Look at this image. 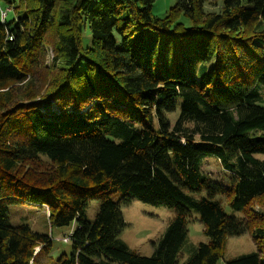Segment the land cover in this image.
I'll list each match as a JSON object with an SVG mask.
<instances>
[{"label":"trees","instance_id":"obj_1","mask_svg":"<svg viewBox=\"0 0 264 264\" xmlns=\"http://www.w3.org/2000/svg\"><path fill=\"white\" fill-rule=\"evenodd\" d=\"M154 2L0 0V264L52 248L11 204L76 224L54 264H216L244 233L255 249L225 264H264V0H176L163 17ZM133 199L173 211L148 256L119 237ZM192 211L208 240L179 262Z\"/></svg>","mask_w":264,"mask_h":264},{"label":"rangeland","instance_id":"obj_2","mask_svg":"<svg viewBox=\"0 0 264 264\" xmlns=\"http://www.w3.org/2000/svg\"><path fill=\"white\" fill-rule=\"evenodd\" d=\"M176 3V0H155L152 13L156 16L163 17L166 11ZM216 3L218 0H207L205 9L207 11H216ZM4 13V14H2ZM5 12H1L2 19ZM9 13V12H8ZM90 36L87 30L84 32L83 46L89 45ZM49 57L51 53L48 52ZM50 62L47 58L46 64ZM175 114L170 115V119L175 118ZM203 173L211 178L213 181L227 180L226 173L222 170L221 165L214 156H206L202 164ZM223 182V181H222ZM120 193L113 196L117 199ZM221 206L228 215H235L240 217L239 212L232 210L226 200L222 199ZM263 208L264 204H257L256 209ZM98 209V201L91 199L85 209V216L88 220H92ZM120 210L123 220L127 224L120 233V239L131 249L137 253L148 256L153 250V243L158 240L166 227V224L172 216L173 211L166 206H153L145 204L139 200H131L127 205H121ZM8 220L11 225L26 224L33 231L40 234L50 236L52 248L47 256L41 255L40 261L44 264H54L55 260L62 254L69 256L70 243L63 242L60 238L69 236L75 229L76 224L71 223L68 226L50 228L46 210L43 207H36L27 204H11L8 206ZM207 237L202 232V225L197 219L196 212L192 211V220L187 224V238L181 248V262L194 245L199 242H207ZM39 247L35 248V251ZM255 249V244L252 237L248 233L239 236L225 237L223 242V257L220 258L216 264H225L226 259L234 258L241 254L252 252Z\"/></svg>","mask_w":264,"mask_h":264},{"label":"built area","instance_id":"obj_3","mask_svg":"<svg viewBox=\"0 0 264 264\" xmlns=\"http://www.w3.org/2000/svg\"><path fill=\"white\" fill-rule=\"evenodd\" d=\"M60 240L63 241V242H68V236H65V237H63V238H60ZM37 250H38V249H37ZM37 250H36V251H37ZM36 251H35V252H36Z\"/></svg>","mask_w":264,"mask_h":264},{"label":"crops","instance_id":"obj_4","mask_svg":"<svg viewBox=\"0 0 264 264\" xmlns=\"http://www.w3.org/2000/svg\"><path fill=\"white\" fill-rule=\"evenodd\" d=\"M172 216H173V214H172ZM172 216H170V218H171ZM170 218H169V219H170ZM151 253H152V252H151Z\"/></svg>","mask_w":264,"mask_h":264},{"label":"bare ground","instance_id":"obj_5","mask_svg":"<svg viewBox=\"0 0 264 264\" xmlns=\"http://www.w3.org/2000/svg\"><path fill=\"white\" fill-rule=\"evenodd\" d=\"M7 11V10H6ZM1 12V11H0ZM2 21V20H1Z\"/></svg>","mask_w":264,"mask_h":264}]
</instances>
